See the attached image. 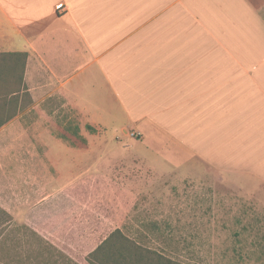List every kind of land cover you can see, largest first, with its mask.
I'll use <instances>...</instances> for the list:
<instances>
[{
    "label": "crops",
    "instance_id": "1",
    "mask_svg": "<svg viewBox=\"0 0 264 264\" xmlns=\"http://www.w3.org/2000/svg\"><path fill=\"white\" fill-rule=\"evenodd\" d=\"M1 54L26 61L0 104V207L75 263L121 230L143 174L264 206V0H0Z\"/></svg>",
    "mask_w": 264,
    "mask_h": 264
},
{
    "label": "rangeland",
    "instance_id": "2",
    "mask_svg": "<svg viewBox=\"0 0 264 264\" xmlns=\"http://www.w3.org/2000/svg\"><path fill=\"white\" fill-rule=\"evenodd\" d=\"M47 113L56 120L60 136H75L79 124L75 111L54 108ZM33 116H38L34 110ZM86 144L79 136L76 145ZM95 144L100 147L101 141ZM6 174L1 187L10 181ZM138 181L143 187L138 188V200L129 207L121 230L143 247L182 264H264L261 204L236 191H215L198 180L173 182L143 174ZM24 226L13 220L0 238V264H68L60 250Z\"/></svg>",
    "mask_w": 264,
    "mask_h": 264
},
{
    "label": "trees",
    "instance_id": "3",
    "mask_svg": "<svg viewBox=\"0 0 264 264\" xmlns=\"http://www.w3.org/2000/svg\"><path fill=\"white\" fill-rule=\"evenodd\" d=\"M26 61L25 54L0 55V104L8 103V97L16 94L22 81L23 69ZM11 117V116H10ZM7 117L5 121L9 120ZM3 123L0 122V128ZM88 130H94L87 126ZM74 134L77 138L78 128ZM12 216L0 207V238L10 228ZM24 229L37 235L29 227ZM58 254L68 261V264H77L58 251ZM89 264H182L169 259L162 254L143 247L135 240L125 235L120 229L113 231L91 254Z\"/></svg>",
    "mask_w": 264,
    "mask_h": 264
}]
</instances>
